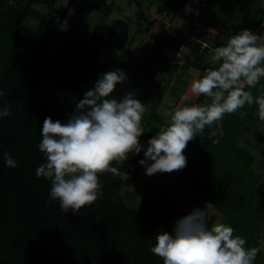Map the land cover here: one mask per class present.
<instances>
[{
	"label": "trees",
	"instance_id": "obj_1",
	"mask_svg": "<svg viewBox=\"0 0 264 264\" xmlns=\"http://www.w3.org/2000/svg\"><path fill=\"white\" fill-rule=\"evenodd\" d=\"M59 1L27 0L22 5V0H0V88L5 92L0 97V107L5 104L11 107L10 114L0 119V264H163V259L153 254L151 248L156 234L173 230L176 213L173 198L167 192L157 196L149 188L141 199L145 207L139 209L129 206L121 195L122 187L130 186L134 180L131 172L143 158V150H129L121 161H110L118 171L98 174L102 195L76 214L71 210L62 212L59 200L49 197L51 181L36 176V168L46 162V155L38 149L45 117L66 122L101 73L115 68L125 71L126 80L118 83L111 94L117 97L125 89L140 88V79L150 78L154 73L153 54L146 50L141 52L136 72L130 71L136 58L129 51V25L122 20L112 23L107 38L94 33L88 42L76 37V26L66 33L57 53L48 55L47 49L61 29L66 12L55 16L39 14L33 5L53 9ZM104 1L92 0L88 11L97 9ZM131 1L139 7L157 2L158 13L166 15L177 12L186 2ZM224 1L227 2L223 4ZM261 2L212 0L213 5L223 4V12L230 14L231 19L240 11L236 32L243 28L259 30L264 22ZM230 4H234L233 9ZM209 12L210 8L204 6L201 17L188 14L190 25L198 27ZM28 16L38 18L34 30L24 26ZM145 19V12L139 11L136 33L149 31L147 25L152 24L145 25ZM212 19L224 22L221 12ZM231 19L225 21L224 29L211 40H206L205 33L198 35L194 58L201 64V75L213 66L208 53L233 34L228 29L232 26ZM170 35L176 41L171 55L163 59L158 77L148 86L155 87L157 97L146 118V128L138 137L144 145L167 123L157 108L172 82L169 71L175 64L179 45L183 41L193 43L177 32ZM105 49L118 53L112 61L102 64L100 57ZM149 88L142 92L148 94ZM251 91L254 96L264 94V79ZM64 93L68 95L66 101L62 100ZM205 102L207 98L199 95L191 103ZM257 109L255 103L246 104L236 113L225 114L222 135L216 124L206 126L186 146L188 186L197 194L199 207L207 211V223L211 226L215 217L221 215L224 223L234 227L235 234L246 238L248 247L260 246L258 240L264 230V185L251 166L253 153L240 145L242 137L260 120ZM241 112L246 115L241 116ZM216 138L219 143H213ZM5 151L17 160V167L5 166ZM254 264H264L262 251Z\"/></svg>",
	"mask_w": 264,
	"mask_h": 264
},
{
	"label": "clouds",
	"instance_id": "obj_2",
	"mask_svg": "<svg viewBox=\"0 0 264 264\" xmlns=\"http://www.w3.org/2000/svg\"><path fill=\"white\" fill-rule=\"evenodd\" d=\"M211 63L214 66L206 68L190 86L192 93L205 96L207 102L175 107L146 147L138 140L144 132L145 102L132 89H125L119 97L111 95L117 84L126 80L122 68L101 73L66 122L45 117L38 149L46 155V162L35 171L38 178L51 181L50 199L59 200L62 212L76 214L102 195L98 174L117 172L110 161H121L129 150H143L138 163L145 166L147 175L172 172L187 165L183 150L206 126L216 124L223 134L225 114L255 103L257 115L264 121V94L254 96L251 91L264 79V32L243 28L233 33L215 48ZM4 95L0 88V97ZM10 112L7 104L0 107V119ZM213 143H219V138ZM3 159L6 167H17L9 151L3 153ZM207 216L204 207H194L180 216L171 232L156 234L152 253L161 257L163 264H254L264 248L246 246V238L235 234L229 223L209 226Z\"/></svg>",
	"mask_w": 264,
	"mask_h": 264
},
{
	"label": "rangeland",
	"instance_id": "obj_3",
	"mask_svg": "<svg viewBox=\"0 0 264 264\" xmlns=\"http://www.w3.org/2000/svg\"><path fill=\"white\" fill-rule=\"evenodd\" d=\"M22 5H25L27 0H22ZM92 0H61L55 8L47 9L42 5L34 4L39 14H52L53 16L65 13V18L61 25V29L54 36L51 44L47 49V54L54 56L59 46L61 45L66 33L74 27H78L76 37L82 42H88L94 33H98L101 37L107 38L109 29L112 23L116 20H122L129 25V51L136 58L130 68L132 73H135L139 66V59L141 52L146 50L153 54L151 66L153 68V75L150 78L142 77L140 79V88L135 89V94L146 104V110L142 117L143 129L146 128V118L152 111V102L156 99L155 87H148L156 80L162 68L163 59H168L170 56L173 44L176 42L170 35L171 32H177L180 36H184L186 40L192 45L187 44L185 41L179 45V53L176 55L175 64L170 68V75L172 82L165 93L160 99L157 111L163 115L168 121L172 110L177 106H184L185 103H191L197 97L196 94L190 90L191 83L194 79L201 76V64L194 58V45L199 41L198 35L200 33L206 34V40H211L215 37L219 30L224 29L226 23L229 21L230 14L224 11L223 4L213 5L212 0H186V2L175 13L159 14L156 10L158 3L149 5L144 3L139 7L131 0H105L100 3L97 9L88 11L89 5ZM113 4L112 6H110ZM264 6V3L261 2ZM204 6L210 8V12L200 22L198 27L193 28L188 21V14L195 16H202V9ZM230 9L234 8V4L229 5ZM236 10L239 7H235ZM139 11L145 12V25L151 22L152 25H147L149 31L145 33H136L138 23L136 16ZM223 14L224 22H219L214 19L216 13ZM240 11L236 13L234 18L231 19L232 26H229L231 33L236 32V27L240 23ZM207 19V22L205 21ZM152 20H154L152 22ZM38 25V18L35 16H28L24 21V26L30 30H34ZM264 25V22L263 24ZM259 28L258 32H264V26ZM142 29V28H141ZM169 32L168 34L165 32ZM208 45V43H206ZM115 49L103 50L100 63H108L117 55ZM214 51L208 53V60H211ZM160 56V57H159ZM212 64V63H211ZM214 66V65H213ZM165 76V75H163ZM149 88L148 94L143 93V89ZM147 97V98H146ZM68 99L67 93L62 95V100ZM66 106V105H65ZM166 113L168 115H166ZM240 145L253 153V161L251 166L254 173L259 177L264 185V121L259 120L256 126L246 135L242 137ZM147 143L145 144V147ZM186 155V148L183 150ZM131 176L134 178L130 186H123L121 195L125 198L126 203L134 208L143 209L145 205L141 199L145 192L152 188L156 191V195L167 192L173 198L175 206V221L182 215L189 212L194 207H199L198 196L189 189V179L187 175L186 166L179 170L172 172H157L152 175L145 173V166L135 163ZM124 179L126 177H123ZM135 196V197H134ZM217 222H224L221 215H217L212 224ZM211 224V225H212ZM259 245L264 248V230L261 232ZM264 253V250H262Z\"/></svg>",
	"mask_w": 264,
	"mask_h": 264
},
{
	"label": "built area",
	"instance_id": "obj_4",
	"mask_svg": "<svg viewBox=\"0 0 264 264\" xmlns=\"http://www.w3.org/2000/svg\"><path fill=\"white\" fill-rule=\"evenodd\" d=\"M204 45H206V44H204Z\"/></svg>",
	"mask_w": 264,
	"mask_h": 264
}]
</instances>
